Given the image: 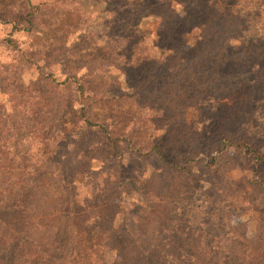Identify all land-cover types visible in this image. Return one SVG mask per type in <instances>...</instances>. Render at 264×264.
Instances as JSON below:
<instances>
[{
  "label": "trees",
  "instance_id": "obj_1",
  "mask_svg": "<svg viewBox=\"0 0 264 264\" xmlns=\"http://www.w3.org/2000/svg\"><path fill=\"white\" fill-rule=\"evenodd\" d=\"M121 1L128 8L112 9L116 16L108 27L111 36H117L115 30L124 34L112 37L118 40L115 49L128 47L142 59L158 57L152 68L165 67L168 73L172 69L169 78L204 67L210 81L223 85L224 95L231 97L229 104H246L233 116L235 131L225 129L227 133L218 137L215 153L208 155L206 165L209 172L218 175L221 168L227 170L232 166L229 162L242 155L241 168L251 171L256 179L247 181L241 199L252 203L250 192L264 199V123L252 127V131L250 128L251 120L260 114L258 104L264 99V0ZM120 10L126 12L118 14ZM21 11L22 23L12 26L5 43L16 54L17 63L24 66L34 55L20 46L12 32H34L39 4L27 0ZM150 14L160 18L162 28L152 40L153 47L148 48L142 39L134 37L138 30L135 23ZM126 66L135 67L132 57ZM166 76L163 73L154 79ZM46 83L54 91L46 96L45 104L25 101L15 104L7 115L0 112V264H209L213 260L214 264H264V256L256 255L252 241L245 235L241 236L243 241L235 239L230 247L189 249L176 241V236L188 238L185 231L156 234L145 227L147 221L139 215L144 203L131 202L130 209L122 210L118 193L116 202L109 200L99 206L93 202L97 185L90 184L89 177L82 182L85 174L80 179L73 175L62 193L46 192L44 176L62 182L74 170L63 165L66 156L74 158L79 151L82 158H92L90 153L77 149L83 136L74 129L76 124L107 135L98 149L118 147L111 140L115 132L96 121L94 110L99 103L86 72L75 68L64 79L51 77ZM63 140L72 147L66 153L58 151L68 148ZM125 141H129L131 154L157 161L162 170L172 174L187 173L198 156L187 149H176L165 139L146 151L128 138ZM225 152L230 155L224 156ZM117 166L112 176L120 193L147 194L131 183H123L119 174L126 166ZM225 170L219 175L224 176ZM77 185H83L87 193L78 195ZM256 204L262 207L264 202L256 196L253 207Z\"/></svg>",
  "mask_w": 264,
  "mask_h": 264
},
{
  "label": "rangeland",
  "instance_id": "obj_2",
  "mask_svg": "<svg viewBox=\"0 0 264 264\" xmlns=\"http://www.w3.org/2000/svg\"><path fill=\"white\" fill-rule=\"evenodd\" d=\"M26 1L0 0V112L7 115L15 104L25 101L36 102L38 106L45 104L46 96L54 91L46 82L51 77L60 81L69 71L79 68L89 75L90 88L96 92L99 103L94 110L96 121L115 132L111 140L118 144L114 150L98 149L107 135L93 129L87 131L82 123L76 124L74 129L83 136L77 149L90 153L92 158H86L88 155L82 158L79 151L74 158L66 156L63 165L74 170L62 182L44 176L46 192L62 193L73 175L80 179L85 174L82 182L89 177L88 182L97 185L93 202L97 201L99 206L109 200L116 202L115 197L121 199L122 210L130 209L131 202L144 203L139 215L146 219L145 227L151 232L185 231L188 238L176 236V241L189 249L230 247L235 239L243 241L241 236L245 235L252 241L256 255L264 256V205L253 207L256 196L264 202L263 196L250 192V203L241 199L240 194L247 181L256 176L241 168L242 155L235 157L236 162H229L232 166L227 170L221 168V172L225 170L224 176L219 175L221 172L213 175L206 165L208 155L215 153L218 137L227 133L225 129L235 131L237 124L233 116L246 104H229L231 97L224 95L223 85L210 81L209 71L204 67L191 68L169 78L172 69L168 73L165 67L152 68L158 57L142 59L128 47L115 49L118 40H111L112 37L124 34L115 30L117 36H111L108 27L116 16L112 9L128 8L121 0H31L39 4L34 32H12L20 46L34 55L30 63L21 66L5 38L14 24L21 25V10ZM123 12L126 11L120 10L118 14ZM135 26L138 30L134 38L142 39L148 48L153 47L152 40L162 28L160 18L150 14ZM131 57L135 67L126 66ZM163 73H167L166 78L154 79ZM28 97L34 98L28 100ZM258 112L251 120V131L264 123L261 115L264 99L258 104ZM127 138L145 147L144 151L165 139L176 149H187L198 156L187 173H168L157 161L131 154ZM62 143H68V148L61 147L58 151H70V142ZM227 155L230 154L225 152L224 156ZM119 163L126 166L119 174L123 183L146 190V195L120 193L112 176ZM82 186L77 185L78 195L88 191Z\"/></svg>",
  "mask_w": 264,
  "mask_h": 264
}]
</instances>
